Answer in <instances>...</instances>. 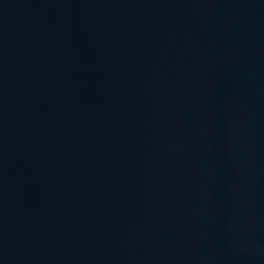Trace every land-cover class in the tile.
<instances>
[{
    "label": "water",
    "instance_id": "95a60500",
    "mask_svg": "<svg viewBox=\"0 0 264 264\" xmlns=\"http://www.w3.org/2000/svg\"><path fill=\"white\" fill-rule=\"evenodd\" d=\"M0 264H264V0H34Z\"/></svg>",
    "mask_w": 264,
    "mask_h": 264
}]
</instances>
